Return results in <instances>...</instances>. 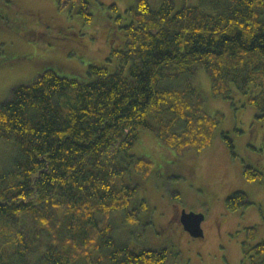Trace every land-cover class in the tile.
Segmentation results:
<instances>
[{"label":"trees","instance_id":"obj_1","mask_svg":"<svg viewBox=\"0 0 264 264\" xmlns=\"http://www.w3.org/2000/svg\"><path fill=\"white\" fill-rule=\"evenodd\" d=\"M80 4L88 23L87 0ZM138 0L127 10L125 44L114 49L113 71L90 65L88 80L40 73L13 87L0 104V140L17 150L0 171V264H166L170 250H136L117 242L111 216L134 224L147 208L133 207L152 162L135 154L142 130L179 156L213 144L222 114L210 115L192 78L206 71L212 94L247 95L264 127V0ZM122 20L121 16L117 17ZM110 60V59H109ZM186 78L184 89L164 81ZM245 106V104H244ZM228 146L234 143L223 133ZM263 174L245 166L250 182ZM235 192L226 208L252 205ZM242 264H264V238L246 228Z\"/></svg>","mask_w":264,"mask_h":264},{"label":"rangeland","instance_id":"obj_2","mask_svg":"<svg viewBox=\"0 0 264 264\" xmlns=\"http://www.w3.org/2000/svg\"><path fill=\"white\" fill-rule=\"evenodd\" d=\"M87 1L91 23L80 12V4L66 1L60 9L58 0H0V104L9 99L14 86L34 82L47 69L82 80L89 79L90 65L115 69L118 62L111 52L124 47L122 26L129 22L127 10L138 0ZM191 81L202 94L206 112L224 116L213 144L200 154L179 156L142 130L134 152L148 158L152 167L140 180L132 206L143 201L147 208L134 224L126 222L125 212L113 213L114 237L136 250L168 248L166 264H242L246 228L258 227L252 244L264 238V127L255 120L257 109L246 105L247 95L233 88L232 100L215 97L204 70ZM186 84L182 78L164 81L161 87L184 89ZM224 132L232 138L234 150ZM16 155L12 143L0 140V171L11 169ZM245 166L261 172L262 178L246 180ZM235 192L247 194L253 204L230 212L226 200ZM183 210L205 216L204 238L184 230L179 220Z\"/></svg>","mask_w":264,"mask_h":264},{"label":"water","instance_id":"obj_3","mask_svg":"<svg viewBox=\"0 0 264 264\" xmlns=\"http://www.w3.org/2000/svg\"><path fill=\"white\" fill-rule=\"evenodd\" d=\"M205 220L203 214H196L194 212H186L183 210L180 215V222L186 232L194 238H204L205 233L202 228V223Z\"/></svg>","mask_w":264,"mask_h":264},{"label":"flooded vegetation","instance_id":"obj_4","mask_svg":"<svg viewBox=\"0 0 264 264\" xmlns=\"http://www.w3.org/2000/svg\"><path fill=\"white\" fill-rule=\"evenodd\" d=\"M182 212V211H181ZM181 215V214H180ZM180 220V219H179ZM203 224V223H202Z\"/></svg>","mask_w":264,"mask_h":264}]
</instances>
